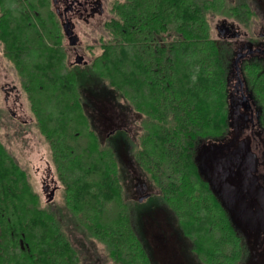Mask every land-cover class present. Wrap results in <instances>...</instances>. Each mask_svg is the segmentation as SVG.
I'll return each instance as SVG.
<instances>
[{
    "label": "trees",
    "instance_id": "16d2710c",
    "mask_svg": "<svg viewBox=\"0 0 264 264\" xmlns=\"http://www.w3.org/2000/svg\"><path fill=\"white\" fill-rule=\"evenodd\" d=\"M51 4L0 0V46L49 146L69 215L42 203L0 140V264H84L67 227L73 219L114 264H154L134 222L139 204L129 199L126 159L175 215L200 264H242L245 238L203 163L232 128L234 47L214 37L213 20L235 9L228 0L111 1L103 53L69 65ZM241 72L264 132V61H246ZM97 87L140 115L137 138L115 131L101 139L84 100ZM122 138L126 152L118 149Z\"/></svg>",
    "mask_w": 264,
    "mask_h": 264
},
{
    "label": "rangeland",
    "instance_id": "374dc122",
    "mask_svg": "<svg viewBox=\"0 0 264 264\" xmlns=\"http://www.w3.org/2000/svg\"><path fill=\"white\" fill-rule=\"evenodd\" d=\"M65 1L51 0V8L58 13L62 22L67 8ZM96 1H100L102 13L93 11L69 14L72 31L77 38V45L74 48L68 38L64 42L69 65L75 64L79 57H83L86 64L92 63L103 53L102 41L108 38L103 25L110 18L108 6L114 0ZM228 7L235 9L236 15L226 16L227 18L214 17L215 38H223L215 31V27L223 20L234 25L237 32L242 34L243 40H248L250 36L264 35V0H228ZM18 80L16 69L4 57L0 46V88L9 84L19 87ZM94 90L95 92H86L84 100L90 106L89 112L101 139L105 140L115 131L125 132L132 140L137 138L140 132V115L117 101L115 95L105 87H97ZM22 91L24 92L23 109L26 111L24 119L32 121L33 125L27 131L21 134L17 132L18 135L13 136L16 126L10 113L4 110L6 105L4 95L1 94L0 108L3 109L4 115L0 122V140L14 155L19 165L30 173L31 183L42 203L46 205L49 203L60 216H68L69 212L63 204L62 185L52 164L49 146L34 126L27 93L23 88ZM235 109L231 119L230 135L223 140L216 153L205 156L203 163L206 167V175L245 238L247 254L242 264H264V132L259 128L252 130V123L250 124L249 121L239 120L241 112L237 111L238 108ZM119 138L118 136L117 139ZM125 142L124 138L119 141V151L126 152L128 144L126 145ZM125 162L128 166L126 184L130 194L129 199L139 204L134 206L135 209L132 211L134 222L145 238L152 262L200 264L194 260L196 258L193 253L189 252L186 239L169 210L155 197L148 198L149 194L155 193L153 186L150 184V189L146 192L140 194L136 192V183L141 185L146 179L132 159L130 161L126 159ZM142 197L147 198L144 203L139 202ZM76 226L74 219L67 224L75 246L82 251L83 263L114 264L106 255L103 246L93 239L86 238L80 233L81 231H77ZM211 232L212 230L209 231ZM187 241H190L189 238ZM211 243L212 240L207 239V244Z\"/></svg>",
    "mask_w": 264,
    "mask_h": 264
},
{
    "label": "flooded vegetation",
    "instance_id": "af4514ba",
    "mask_svg": "<svg viewBox=\"0 0 264 264\" xmlns=\"http://www.w3.org/2000/svg\"><path fill=\"white\" fill-rule=\"evenodd\" d=\"M65 4H67L66 6L67 8L64 11L63 25L67 23L68 21H70L69 14H72L74 12L90 13L93 11H97L99 6H101L100 1L93 2V0H90V1L89 0H83V1L66 0ZM71 29L73 30L72 24H71ZM215 31L218 33L220 37H223L221 38V40L230 43L234 47V64H233L234 71L232 72V76L230 78V85L232 88V100H231L232 117H233V112L236 111L235 108H238L237 111L241 112L240 118L238 117L239 120L241 121L243 120L245 122L249 121L250 124L252 123L251 129L254 130L257 128L255 123L258 122L259 120L258 119L259 110L254 100L252 99L248 89L246 88L245 82L243 81L241 66L246 61H253L255 59H261L264 61V35H260V36L256 35L253 37L250 36L248 40H243L242 34L237 32L236 27L234 25H230L227 22H223V23H220V25H217L215 27ZM65 36L66 38H68L66 34ZM250 51H252L251 54L249 53ZM2 53H3V50H2ZM1 94L4 95V104L6 105L5 107L6 109L4 110L10 113L11 119L13 120L14 125L16 126V128H14L13 130L15 133V135L13 136H17L18 134H21L22 132L27 131L28 128L33 125V123L32 121H26L24 119V117L26 116V113H25L26 111L23 109L24 107H23L22 98H23L24 92L22 91V88L20 86L19 87L10 86L9 84L8 86H5V87L3 86L0 88V95ZM0 104H1V99H0ZM17 108H19V110ZM3 115H4L3 109L0 108V122H1ZM0 130H1V127H0ZM135 187H136V192L138 194L142 192H146L148 189H150V185L145 181L141 185H138V183H136ZM149 196H152V194H149L148 198ZM169 212L172 214L173 219L177 223L178 221L175 219V216L172 213V211H169ZM184 237L186 239L185 240L186 246H188L189 252L190 251L192 252L191 243L187 241L188 239L186 236ZM193 255L195 256L194 253ZM195 258L196 259L194 260L198 261L197 257Z\"/></svg>",
    "mask_w": 264,
    "mask_h": 264
},
{
    "label": "water",
    "instance_id": "95a60500",
    "mask_svg": "<svg viewBox=\"0 0 264 264\" xmlns=\"http://www.w3.org/2000/svg\"><path fill=\"white\" fill-rule=\"evenodd\" d=\"M63 27H64L65 34L69 38L70 45L72 47L76 46L77 45V38L74 36V33H73L72 29H71V23H70V21H68L67 23H65L63 25ZM249 53L251 54L252 51H250ZM76 64H78V65H85L86 62L84 61V58L83 57H79L76 60ZM146 199H147L146 197H142V198L139 199V202L140 203H144Z\"/></svg>",
    "mask_w": 264,
    "mask_h": 264
}]
</instances>
